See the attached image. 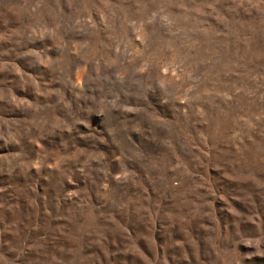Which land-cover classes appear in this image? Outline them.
<instances>
[{"label": "rangeland", "instance_id": "1", "mask_svg": "<svg viewBox=\"0 0 264 264\" xmlns=\"http://www.w3.org/2000/svg\"><path fill=\"white\" fill-rule=\"evenodd\" d=\"M0 264H264V0H0Z\"/></svg>", "mask_w": 264, "mask_h": 264}]
</instances>
